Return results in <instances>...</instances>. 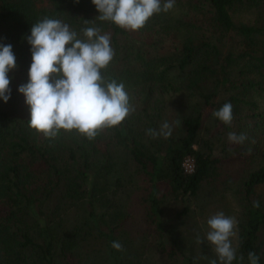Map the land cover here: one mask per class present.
Returning a JSON list of instances; mask_svg holds the SVG:
<instances>
[{"label":"trees","instance_id":"trees-1","mask_svg":"<svg viewBox=\"0 0 264 264\" xmlns=\"http://www.w3.org/2000/svg\"><path fill=\"white\" fill-rule=\"evenodd\" d=\"M38 1L45 5H36ZM237 13L247 19H236ZM98 15L91 0H0V44L12 45L17 64L8 74L11 97L7 103L0 100V264H61L62 260L72 264L69 256L83 239H103L110 249L115 241L110 224L121 225L116 212L108 213L106 221L101 215L108 233L89 223V217L67 230L53 218L66 204L88 206L91 216L97 201L94 193L102 188L89 179H104L110 165L109 155L95 146L102 130L89 140L75 130L46 137L29 126L30 110L18 88L28 82L31 64L26 37L33 24L45 18L67 24L78 39H85L83 31L88 27L110 36L114 58L101 74L107 82L124 84L136 112L119 126L103 130L124 147L129 140L128 153L149 188L145 220L158 235L169 223L162 218L157 186L165 185L172 198L185 203L219 164L210 158L211 141L200 147L205 112L212 111L216 141L229 132L247 135L245 143L237 145L239 157L249 165L240 184L244 203L237 247L246 264L250 252L259 257L258 264H264L260 239L264 205L259 198L252 200L264 185V0H176L172 12L154 14L136 31L101 21ZM143 36L157 43L167 38L174 45L167 52L147 54L140 51ZM171 94L187 101L186 113L177 119L181 133L164 138L161 146L148 152L132 130L137 124L147 134L155 130L163 99ZM229 102L234 118L225 125L213 113ZM185 157L194 160L190 175L180 169ZM37 165L42 166L39 172L33 170ZM256 201L259 208L253 206Z\"/></svg>","mask_w":264,"mask_h":264},{"label":"rangeland","instance_id":"rangeland-1","mask_svg":"<svg viewBox=\"0 0 264 264\" xmlns=\"http://www.w3.org/2000/svg\"><path fill=\"white\" fill-rule=\"evenodd\" d=\"M36 5L43 6L45 2L38 1ZM235 18L244 21L247 16L237 13ZM142 38L144 43L140 45V51L147 54L164 53L174 45V41L167 38L160 43L146 36ZM186 102L184 97L172 94L164 97L162 116L155 121V130L158 131L167 121L173 129L171 137L174 134L179 135L181 126H177L175 122L179 116L186 113L188 109ZM211 114L212 111L205 112V128L199 135V143L201 147L206 141L212 142L213 151L210 158L216 159L219 164L216 163L215 173L201 185L197 194L188 198L185 203L172 198L165 185L157 186V198L161 200L163 209L162 218L169 223L161 235H158L153 225L145 220L144 208L147 206L145 198L149 188L145 176L139 172L128 153L131 146L129 140H126L124 147L109 133L104 130L100 132L101 137L95 142V146L102 155H109L110 172L104 179L98 177L96 180L89 179L94 182L97 189L102 188L101 191L94 193L97 201L93 202L91 216L88 213V206L66 204L64 208L56 210L53 218L60 223L61 228L67 230L74 222L79 223L89 217V223H95L98 229L104 230L101 215H104L103 220L106 221L108 213L110 216L116 212L120 215L117 223L120 222L121 225L109 224L110 228L115 229V241L122 244L123 251L114 248L111 250L112 246L106 249L103 239L87 237L69 256L72 264H211L213 259L220 264L214 248L206 239L207 232L210 231L207 220L212 215L223 212L226 216H234L239 227L244 203L241 200L240 184L249 165L239 157L238 144L230 143L224 136H219L217 141L212 138L216 128ZM140 128L139 124L134 126L132 134L140 135L139 139L144 142L148 152L161 146L164 137L153 138ZM41 168V165H37L33 170L39 172ZM254 198L261 199L264 205V185L256 190L252 200ZM104 232L108 233V230L105 229ZM260 236L264 263V232ZM198 240H202L203 243H198ZM237 241L238 238L233 240L237 257L233 264H246L244 260H240ZM61 264H67V260H62Z\"/></svg>","mask_w":264,"mask_h":264},{"label":"clouds","instance_id":"clouds-1","mask_svg":"<svg viewBox=\"0 0 264 264\" xmlns=\"http://www.w3.org/2000/svg\"><path fill=\"white\" fill-rule=\"evenodd\" d=\"M78 2V0H77ZM101 21H111L122 29L136 31L160 12L174 8L175 0H91ZM85 39L58 19L45 18L33 24L26 37L30 45L31 64L28 82L18 91L30 110L29 126L46 137H56L61 130L94 139L106 128L119 126L132 112L134 106L123 83L107 82L101 74L114 58L110 36L100 29L88 27ZM16 56L11 44H0V100L7 103L11 97L9 72L16 69ZM214 117L225 125L233 121V105L225 103L214 111ZM175 124L180 126V121ZM172 126L165 121L159 130H148L153 138H168ZM228 141L243 145L246 134L228 133ZM259 208V201L253 205ZM210 231L206 239L214 248L220 264H233L237 259L233 240L238 238V221L223 212L207 220ZM198 243H203L198 240ZM112 248L123 251L120 242ZM250 264H258L259 257L249 253ZM243 260V257H240ZM211 264H217L213 259Z\"/></svg>","mask_w":264,"mask_h":264},{"label":"built area","instance_id":"built-area-1","mask_svg":"<svg viewBox=\"0 0 264 264\" xmlns=\"http://www.w3.org/2000/svg\"><path fill=\"white\" fill-rule=\"evenodd\" d=\"M180 169L185 175L192 174L194 172V160L191 157H185L180 163Z\"/></svg>","mask_w":264,"mask_h":264}]
</instances>
